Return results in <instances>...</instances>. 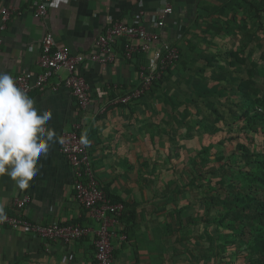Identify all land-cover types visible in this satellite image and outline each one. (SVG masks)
Wrapping results in <instances>:
<instances>
[{"label":"crops","instance_id":"crops-1","mask_svg":"<svg viewBox=\"0 0 264 264\" xmlns=\"http://www.w3.org/2000/svg\"><path fill=\"white\" fill-rule=\"evenodd\" d=\"M251 1L171 0L174 12L167 14L165 26L159 27L152 17L160 15L165 0H49L43 18L36 17L34 0H0V6L13 9L7 28L0 30V72L37 75L47 32L53 34L57 45L86 56L79 68L90 87L91 103L86 109L80 108L69 88L55 87L64 71L30 96L38 108L51 109L49 126L59 138L81 120L80 133H87V147L101 187L129 203L128 212L111 228L114 264H193L192 228L187 230L182 214L185 234L179 231L176 206L163 195L164 184L181 176L173 168L201 142L189 137L187 124L192 119L187 117L189 105L207 96L203 92L215 82L216 69L211 66H226L222 53L238 49L241 34L257 28ZM115 21L142 24L180 52L165 82L128 102L117 100L138 88L140 65L148 64L150 53L129 60L119 40L115 61L102 63L90 58L97 37ZM213 59L218 62L214 64ZM184 145L189 148L181 150L178 161L177 147ZM39 164L40 172L25 190L10 177L0 176L2 213L42 225L80 224L88 233L67 242L43 239L24 223L0 225V264H96L100 222L76 198V169L62 153L61 143L54 144ZM26 195L30 197L27 205L15 208V198Z\"/></svg>","mask_w":264,"mask_h":264},{"label":"trees","instance_id":"trees-1","mask_svg":"<svg viewBox=\"0 0 264 264\" xmlns=\"http://www.w3.org/2000/svg\"><path fill=\"white\" fill-rule=\"evenodd\" d=\"M250 8L257 28L241 34L238 49L222 53L226 66H211L216 69L215 82L203 92L207 96L189 105L187 117L192 119L187 124L189 137L201 142L173 168L181 176L164 184L163 195L176 206L179 231L184 228L182 212L204 206L191 217V223L199 225L197 231L192 229V255L203 264H264V66L259 68L264 63V0H252ZM172 65L148 91L165 82ZM239 131L248 141H238L237 156L227 157L226 142L238 138ZM186 148L177 147L178 161ZM193 189L199 190L194 198H181ZM105 192L112 203L125 206L118 221L130 205Z\"/></svg>","mask_w":264,"mask_h":264},{"label":"built area","instance_id":"built-area-1","mask_svg":"<svg viewBox=\"0 0 264 264\" xmlns=\"http://www.w3.org/2000/svg\"><path fill=\"white\" fill-rule=\"evenodd\" d=\"M34 10L36 17H45L49 11V0H34ZM0 12V30H4L7 28L13 9L3 4L0 6ZM173 12L171 0H165L162 12L160 15H154L152 21L157 26L163 27L165 26V16ZM132 39H138L140 43L136 44L131 41ZM119 40L123 41L122 52L129 60L140 54L150 53L148 64H142L139 68L140 85L129 94L119 98L117 101L120 102H128L130 99L146 93L154 81L161 78L165 70L180 56L179 49L163 40L160 33L148 30L139 23L115 21L97 37L95 50L90 58L102 63L115 61L117 57L115 46ZM85 59L86 56L82 54H72L69 47L57 45L53 34L47 32L42 39V53L38 60L41 71L37 75L20 73L12 76L17 80L19 86L30 95L35 90L45 89L53 76L64 71L65 75L60 76L55 87L64 85L69 88L80 108L86 109L91 103L90 87L86 78L79 72L80 65ZM82 124L81 120H78L74 123L73 130L65 131L62 134L61 151L76 169V198L100 222L95 238L96 264H114L111 228L117 222V218L122 214L125 206L121 202L112 203L96 178L88 147L80 143ZM29 201L28 195L15 198L14 206L20 209L25 207ZM21 223L29 226L43 239L61 238L69 242L88 233V228L80 224L42 225L23 220L16 215L0 213V225L17 227Z\"/></svg>","mask_w":264,"mask_h":264},{"label":"clouds","instance_id":"clouds-1","mask_svg":"<svg viewBox=\"0 0 264 264\" xmlns=\"http://www.w3.org/2000/svg\"><path fill=\"white\" fill-rule=\"evenodd\" d=\"M52 115L51 109L38 108L12 75L0 72V176L10 177L21 190L40 172L41 157H47L54 144L63 143L49 126ZM80 143L89 144L87 133Z\"/></svg>","mask_w":264,"mask_h":264},{"label":"rangeland","instance_id":"rangeland-1","mask_svg":"<svg viewBox=\"0 0 264 264\" xmlns=\"http://www.w3.org/2000/svg\"><path fill=\"white\" fill-rule=\"evenodd\" d=\"M260 65H259V68L261 69L263 66H264V63L263 62H260L259 63ZM238 135H236L235 134V136H238V138H236V139H233V140H229V141H227L226 142V145H225V152H226V155H227V157L230 155V156H237V154H236V150H235V148H234V145L238 142V141H240V140H242V141H245V142H247L248 141V136L246 135V133L244 132V131H239V133H237ZM240 136V137H239ZM258 138V137H257ZM259 140H261V137L259 138ZM217 149V147L216 148H214V150H216ZM195 152L194 151H192V154H194ZM199 192V190L198 189H193L192 191H188V192H185V193H183L182 195H181V198H185V196H188V197H191V198H194L195 197V195H197V193ZM204 210V206L202 205V204H198V205H196L195 207H193V208H188V209H186V210H184L183 212H182V214H183V216L184 217H186V221H187V224H188V228H187V230L188 231H190L189 229H193V228H196V231H197V229H199V225L198 224H195L194 222H192L191 223V217L192 216H194L195 214V212H197V211H203ZM189 219H190V221H189ZM181 232H183V234H185V228H183L182 230H181ZM197 233V232H196ZM188 234H190L189 232H188ZM193 237H195V233H193ZM189 243V242H188ZM181 244V243H180ZM194 246H195V243H192L191 244V247H192V251H195V249H194ZM179 249H181L180 248V246H179ZM192 258H193V264H203V262H200V261H197V259L192 255Z\"/></svg>","mask_w":264,"mask_h":264}]
</instances>
